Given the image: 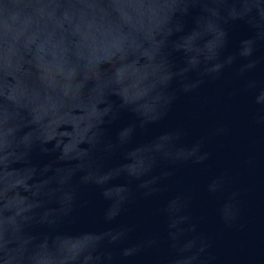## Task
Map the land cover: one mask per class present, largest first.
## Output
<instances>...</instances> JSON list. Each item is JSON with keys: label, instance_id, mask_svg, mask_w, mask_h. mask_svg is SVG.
<instances>
[{"label": "water", "instance_id": "1", "mask_svg": "<svg viewBox=\"0 0 264 264\" xmlns=\"http://www.w3.org/2000/svg\"><path fill=\"white\" fill-rule=\"evenodd\" d=\"M0 264H264V0H0Z\"/></svg>", "mask_w": 264, "mask_h": 264}]
</instances>
